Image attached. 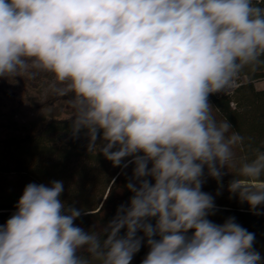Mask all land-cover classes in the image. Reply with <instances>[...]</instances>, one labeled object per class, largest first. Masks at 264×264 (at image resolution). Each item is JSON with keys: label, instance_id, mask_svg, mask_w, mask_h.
<instances>
[{"label": "clouds", "instance_id": "obj_1", "mask_svg": "<svg viewBox=\"0 0 264 264\" xmlns=\"http://www.w3.org/2000/svg\"><path fill=\"white\" fill-rule=\"evenodd\" d=\"M264 64V0H0V78L52 74L71 96L70 138L113 167L132 166L131 193L103 236L76 223L63 181L27 184L0 224V264H264L255 233L215 223L233 149L244 137L217 121L210 96ZM231 195L262 215L264 151L239 167ZM86 252L85 256L82 253Z\"/></svg>", "mask_w": 264, "mask_h": 264}, {"label": "trees", "instance_id": "obj_2", "mask_svg": "<svg viewBox=\"0 0 264 264\" xmlns=\"http://www.w3.org/2000/svg\"><path fill=\"white\" fill-rule=\"evenodd\" d=\"M239 78L242 84L232 94L212 95L210 102L217 121H230L232 131L244 140L233 149L234 159L224 170L220 195H216L218 185L212 178L207 179L202 190L215 196L218 206L216 215L209 219L220 224L229 216L235 217L237 223L255 233L254 247L264 256V214L254 215L247 203H241L238 196L228 191L229 181L241 178L240 165L254 158L257 149L264 151V89L256 87V83L264 81V64L245 68ZM70 118L41 119L0 135V224L16 211L29 183L48 185L54 180L63 181L62 200L85 213L76 223L101 236L117 207L130 197L124 185L132 174V166L123 172L113 167L99 152L102 140L97 141L95 149L87 151L88 141L83 134L75 140L70 138ZM248 183L264 184V177ZM147 251L146 246L142 247L132 264H140Z\"/></svg>", "mask_w": 264, "mask_h": 264}, {"label": "rangeland", "instance_id": "obj_3", "mask_svg": "<svg viewBox=\"0 0 264 264\" xmlns=\"http://www.w3.org/2000/svg\"><path fill=\"white\" fill-rule=\"evenodd\" d=\"M54 86L59 85L48 73L34 79L17 77L15 81L0 78V135L41 119L72 117L71 96L56 95ZM256 87L264 89V81L256 83Z\"/></svg>", "mask_w": 264, "mask_h": 264}, {"label": "built area", "instance_id": "obj_4", "mask_svg": "<svg viewBox=\"0 0 264 264\" xmlns=\"http://www.w3.org/2000/svg\"><path fill=\"white\" fill-rule=\"evenodd\" d=\"M242 84V82L240 81V78H238L237 82L235 83L234 86H232L229 90L218 93L220 95L225 94V95H229L232 94L240 85Z\"/></svg>", "mask_w": 264, "mask_h": 264}]
</instances>
